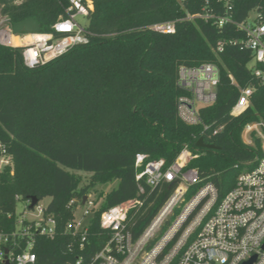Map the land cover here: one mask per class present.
Here are the masks:
<instances>
[{"label":"trees","instance_id":"1","mask_svg":"<svg viewBox=\"0 0 264 264\" xmlns=\"http://www.w3.org/2000/svg\"><path fill=\"white\" fill-rule=\"evenodd\" d=\"M92 2L88 41L45 64L27 67L20 47L0 45V153L13 159L1 173L0 206L14 211L17 195L51 198L48 212L58 221V233L55 239L38 238V264L75 260L81 237L64 230L73 217L68 204L74 196L113 180L119 183L101 195V211L138 196L140 153L147 160L164 159L168 167L188 145L197 155L188 168L213 181L220 198L235 186L244 162L262 154L261 139L249 146L242 132L264 117V83L249 68L251 50L231 40L246 37L236 24L252 11L264 22V0ZM69 5L70 0H0V15L13 24L33 17L47 32ZM206 5L233 22L219 27L199 16L188 18ZM172 21V34L153 28ZM220 40L226 43L217 52ZM207 62L220 70L217 99L200 109L201 123L190 125L178 112V100L187 94L177 84L179 67ZM258 67L264 70V64ZM249 86L255 88L251 106L239 117L231 115L241 89ZM200 138L221 148H199ZM72 170L91 173L89 183L82 185L83 175ZM166 197L151 196L157 207ZM100 212L85 245L87 255L105 242Z\"/></svg>","mask_w":264,"mask_h":264},{"label":"built area","instance_id":"2","mask_svg":"<svg viewBox=\"0 0 264 264\" xmlns=\"http://www.w3.org/2000/svg\"><path fill=\"white\" fill-rule=\"evenodd\" d=\"M93 9L92 0H70L65 15L47 32L16 33L10 17L1 14L0 45L20 47L27 67L45 64L88 41L92 33L86 23ZM256 12V17L249 16L236 24L246 37L231 43L251 50L249 68L264 83V70L258 67L264 64V22ZM197 16L219 27L233 22L231 16L216 15L208 5L188 18ZM153 28L172 34L176 32V22ZM225 43L218 41L216 51H223ZM219 80L220 70L214 63L179 67L177 84L187 92L178 100L179 116L184 122H202L200 109L215 103ZM254 91L252 86L241 89L231 115L239 117L247 111ZM243 134L249 146H255L254 137L261 139L262 154L244 162L245 169L223 198L213 181L202 177L197 168H188L190 160L197 156L188 145L168 167L164 159L147 160V154H138L139 192L134 198L101 211L103 202L89 194L86 200L85 196H74L68 204L73 217L64 230L81 239L76 250L70 246L77 256L66 264H242L254 255L257 258L253 264H264V117L248 123ZM12 165V156L1 152L0 181L1 173ZM154 193L157 197L167 194L159 207L156 198H151ZM15 200L14 211L0 206V264H38V238L55 239L58 233V221L48 212L51 198L46 205L45 199L38 200L34 207L31 198L17 195ZM98 212L100 238L105 242L87 255L85 245Z\"/></svg>","mask_w":264,"mask_h":264},{"label":"water","instance_id":"3","mask_svg":"<svg viewBox=\"0 0 264 264\" xmlns=\"http://www.w3.org/2000/svg\"><path fill=\"white\" fill-rule=\"evenodd\" d=\"M92 23V19L91 17L87 20L86 25L88 27L91 26ZM13 30L16 33H22V32H40L42 30V26L41 24L34 19L33 17H29L23 21L17 22L13 25ZM197 147L199 148H204V149H220L221 147L217 144H213V143H208L204 140V138H200L197 141ZM32 200V204L31 207H34L37 202H38V198L36 196L30 197ZM87 199V197L85 196V200ZM264 248V245H263ZM257 256L254 255L250 260L245 261L242 264H253L256 261Z\"/></svg>","mask_w":264,"mask_h":264},{"label":"rangeland","instance_id":"4","mask_svg":"<svg viewBox=\"0 0 264 264\" xmlns=\"http://www.w3.org/2000/svg\"><path fill=\"white\" fill-rule=\"evenodd\" d=\"M182 1V0H180ZM257 12L256 11H252L250 14V17L254 18L256 17ZM81 21H83V19L81 18ZM244 130V129H243ZM242 137L244 140V134L242 132ZM254 143H255V137H254ZM245 169V165L243 164L241 167V170L243 171ZM75 171L77 173H80L81 175H83L84 179L82 182V185H86L89 183L90 181V176L91 173L89 172H84V171H78V170H72ZM119 181L118 180H113L112 182L106 183V184H96L95 186L91 187L89 189V196H91L92 198H95L96 200H99L100 202H103L105 197H101V195H105L106 193H108L109 191H111L113 188H115L118 185ZM49 202V198H46L43 201V204H48ZM24 202H21V204L19 205L20 208H22Z\"/></svg>","mask_w":264,"mask_h":264}]
</instances>
